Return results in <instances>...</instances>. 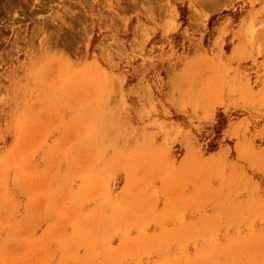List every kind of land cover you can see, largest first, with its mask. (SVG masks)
<instances>
[{
	"label": "rangeland",
	"instance_id": "1",
	"mask_svg": "<svg viewBox=\"0 0 264 264\" xmlns=\"http://www.w3.org/2000/svg\"><path fill=\"white\" fill-rule=\"evenodd\" d=\"M0 264H264V0H0Z\"/></svg>",
	"mask_w": 264,
	"mask_h": 264
},
{
	"label": "trees",
	"instance_id": "2",
	"mask_svg": "<svg viewBox=\"0 0 264 264\" xmlns=\"http://www.w3.org/2000/svg\"><path fill=\"white\" fill-rule=\"evenodd\" d=\"M222 13H224V11H222L221 14H222ZM215 17H216V14H213V15L210 16V18H209V20H208V22H207L208 27H210V25H211V21H212ZM182 20H183V19H182ZM223 125H224V118H223V116H222L220 113H218V114L216 115V118H215V121H214L213 125L211 126V129H212L213 133H215V137L218 136V133L220 132V129L223 127ZM215 137H212V139L209 141V143H208V148H207L208 151H212V150L215 149L216 144H215L214 141H213V139H214Z\"/></svg>",
	"mask_w": 264,
	"mask_h": 264
}]
</instances>
